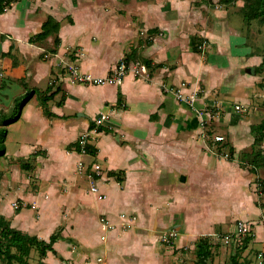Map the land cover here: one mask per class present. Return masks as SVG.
I'll list each match as a JSON object with an SVG mask.
<instances>
[{
  "label": "crops",
  "instance_id": "obj_1",
  "mask_svg": "<svg viewBox=\"0 0 264 264\" xmlns=\"http://www.w3.org/2000/svg\"><path fill=\"white\" fill-rule=\"evenodd\" d=\"M210 1L11 0L0 13V98L21 94V80L36 85L54 72L61 82L47 103L54 116H45L38 100L37 115L30 116L35 94L7 126L22 121L30 127L25 134L39 141L28 146L24 135L15 160L20 168L29 165L25 180L34 175L37 184L30 198L11 200H19L15 209L0 199V215L12 227L45 241L60 231L45 264H193L196 242L231 232L237 220L252 224L249 245L264 251L257 175L234 159L252 143L256 125H246L250 118L235 105L250 104L249 84L257 76L251 69L264 55L263 27L243 20L244 0ZM48 16L59 22L54 54L47 52L53 36L29 40ZM122 58L149 60L148 77L128 73L119 85H91L62 73L70 64L105 77ZM163 86L196 91L194 107ZM100 114L108 118L98 123ZM215 135L223 139L214 141ZM224 143L235 148L233 160L224 157L227 148L220 150ZM93 166L98 174L90 173ZM10 171H2L0 188L10 185ZM263 171L257 169L259 176ZM32 210L35 219L19 220ZM48 213L53 221L42 231ZM171 229L176 237L165 243Z\"/></svg>",
  "mask_w": 264,
  "mask_h": 264
},
{
  "label": "trees",
  "instance_id": "obj_2",
  "mask_svg": "<svg viewBox=\"0 0 264 264\" xmlns=\"http://www.w3.org/2000/svg\"><path fill=\"white\" fill-rule=\"evenodd\" d=\"M230 2L231 0H225ZM11 0H0V13L4 11L6 5ZM207 3H211L210 0H206ZM243 20L246 23L256 21L258 25H264V0H244L243 7L241 8ZM59 22H57L52 16H48L41 25L39 33L35 34L29 40L30 42H38L47 39L49 36H53L52 47L49 49L51 54L56 52L57 47L60 44L58 37ZM193 48L196 50L198 43L193 40ZM260 64L257 67L251 69L254 74L260 73L264 70V55H262ZM127 61L128 58H125ZM144 63L148 68L151 69L152 63L149 60L144 59ZM160 66V65H156ZM24 87V92L15 96L13 99L12 106L8 112H0V158L6 153L5 149V138L7 135V126L15 122L19 116L22 106L26 104L32 96L37 93L36 88H27L23 80L20 81ZM61 91L60 87L53 88L49 86L45 89L44 93L37 96L38 104L41 106L43 114L47 117L54 116V114L48 109V101L51 100L57 93ZM64 92H61V100L58 102L60 105L64 100ZM120 93L118 94V101L120 102ZM100 129V128H99ZM103 129V127H102ZM101 129V130H102ZM251 132L255 134V141H262L264 138V119L259 123L251 127ZM76 147V146H75ZM227 148V159L233 160V148L226 143L221 144L220 150H226ZM253 149V148H252ZM223 152V151H222ZM239 159L240 162H248L251 168L250 170L257 174V169L264 167V152L253 149L249 154L243 153ZM243 159H246V161ZM21 168L29 169L27 163H21ZM258 181V179H257ZM262 181H258V185H261ZM264 191V188H263ZM259 206V205H258ZM264 207V205H262ZM18 210V209H16ZM60 231H54L48 238L47 241L39 239L36 235H30L26 232H22L11 226L9 220L3 215H0V264H33L28 261L31 250L35 249L38 253L39 260L37 264H45L42 258L45 257L47 251L55 253L53 248L54 242L59 238ZM252 238L248 236L243 239L240 245L232 246L234 251L229 256V261L222 264H238V259L242 250H244ZM210 241L207 237L200 238L195 245L196 260L195 264H207V260L211 258L212 251L210 249ZM262 253V254H261ZM259 255H262V261L264 264V251H261Z\"/></svg>",
  "mask_w": 264,
  "mask_h": 264
},
{
  "label": "rangeland",
  "instance_id": "obj_3",
  "mask_svg": "<svg viewBox=\"0 0 264 264\" xmlns=\"http://www.w3.org/2000/svg\"><path fill=\"white\" fill-rule=\"evenodd\" d=\"M9 5V4H8ZM6 5V7L8 6ZM263 27V32H264V25H261ZM264 44V43H263ZM52 47V45L50 46ZM49 48H47V52L49 51ZM206 54V52L204 53ZM41 57L43 58V56L41 55ZM263 57V56H262ZM206 59V58H205ZM28 63V60L26 61V65ZM69 66H75V65H70L68 64L67 66L62 68V73L67 74L69 77V73H68V67ZM58 76L57 73L52 72V74H50L49 76L44 77V79L40 82H37L36 85H32V82L29 81L28 83H25L27 88H32L35 87L37 90V96L41 95L44 93L45 89L49 86H52L53 88L56 87V84H58L61 87V82H58ZM4 76H0V87L1 86H5V81H4ZM31 83V84H30ZM250 89L251 87H254L251 89V91L248 94V99H249V103L248 105H246V103H242V102H237L236 104H240V110L242 109V111H238L239 114H242V116L244 117H249L250 120L249 122L246 123V125H249V127L253 124H257L259 123L261 120L264 119V70H262L260 73L257 74L254 83L250 82ZM23 87V86H22ZM23 92H24V87H23ZM22 92V93H23ZM3 96V99L0 98V112H8L11 108L12 105V98H8L5 99L6 97ZM12 100V101H11ZM38 99L34 96L31 101H29V107H31L30 113L32 115H30L31 117H34L37 115V101ZM233 106L235 105V103L232 104ZM232 106V107H233ZM212 109V108H211ZM69 114H71L70 117L75 119V113L74 111L68 110L67 111ZM251 112V113H250ZM237 114V113H236ZM27 127L24 122L20 121L19 123H17V125L14 128L9 129L7 132V137L5 140V147L7 150V153L5 154V156L0 158V178L2 176V171L6 172V169L10 168V177H7L5 180L7 183H9L10 185L6 184L5 188H0L3 189L4 191L1 194V201L4 204H8L9 206L14 207V209L16 207H19V200H15L11 203V200L19 195L22 194L24 195V198H30V195L28 193H32L34 192L35 189V185L37 184L36 182V178L34 177V175L31 176L29 182H26V178L28 179V171L26 169L20 168L19 165L17 164V162L15 161L16 159L20 158L19 155L23 154L22 151L20 150V144L22 143V137L25 135V143L30 146L32 144H35V142H39L36 140V138L30 133L28 132L27 134H25V130ZM70 128V127H68ZM248 128L245 126V132L247 133ZM61 136V135H58ZM33 137V138H32ZM57 137V135H56ZM63 136L60 137V140L62 139ZM255 134H252V143L250 145H245L244 149L240 150L239 152L235 153V160L239 163V165H241L242 167H248L250 168V164H248V162H240L238 161L241 157L242 153H247L249 154L253 149L255 150H262L264 152V138L262 141H255ZM55 141H57V138H54ZM59 140V141H60ZM243 140L242 142L246 141L245 139H240ZM62 141V140H61ZM228 143L231 144V142L228 141ZM234 148V147H233ZM253 148V149H252ZM62 149V148H61ZM235 149V148H234ZM245 150V151H243ZM59 157V155H58ZM246 161V159H243V161ZM4 166V167H3ZM9 167V168H8ZM253 175H257V178L254 177V180H256L255 184L256 186V203L257 205H259L260 208H264L262 207V205H264V171L263 173H261V176H259V174H253ZM49 177V175H46V178ZM262 181L260 182L261 185H258V181ZM15 185H13V184ZM42 190H46V186H43ZM24 192V193H23ZM50 194V192H49ZM50 196H52V194H50ZM51 200L53 201V198L50 197ZM56 198V196H55ZM12 204V205H11ZM28 208H31V205H27ZM51 207V205H50ZM53 207V205H52ZM46 212L49 211V207H46ZM250 210L247 208L246 212H249ZM37 211L32 210V212H27L24 216H22L19 220L20 221H27V220H32L35 219V215H36ZM263 215L259 214L258 216L260 217L259 220H263L264 218V210L262 212ZM55 218V217H54ZM53 218V219H54ZM52 218L50 216V214L48 213V215H45V221L42 224V231L46 230L49 226H50V222H52ZM261 222V221H260ZM259 222V223H260ZM261 222V223H263ZM260 223V224H261ZM264 225V223H263ZM254 226V225H253ZM41 227V226H40ZM250 228H251V232L252 231V224H250ZM255 236L258 238L260 237V230L259 228H257L255 226ZM227 233H219L216 237L213 238H208V240L210 241V249L212 251V256L210 259L207 260V264H222L224 262H228L229 261V256L232 254V252L234 251V247H232L233 245L231 244H226V243H222V237L224 235H226ZM234 242V241H233ZM231 243V242H228ZM250 243V242H249ZM247 245V247L241 251L239 259H238V264H263L262 261V255H259L260 252L262 251L263 248H261L260 246L257 245ZM262 254V253H261ZM190 257H191V262H193V264H195V260H196V253L194 250L191 251L190 253ZM39 260V256L38 253L35 249L31 250L30 256L28 257V261L30 263L33 264H37Z\"/></svg>",
  "mask_w": 264,
  "mask_h": 264
},
{
  "label": "built area",
  "instance_id": "obj_4",
  "mask_svg": "<svg viewBox=\"0 0 264 264\" xmlns=\"http://www.w3.org/2000/svg\"><path fill=\"white\" fill-rule=\"evenodd\" d=\"M205 43L199 45V48L204 49ZM68 73L70 75V79L72 82L76 83H82V84H91V85H102V84H115L119 85L123 81L124 77L128 73H132L135 76H140L147 78L148 77V67L143 61H134L130 62L127 61L125 58H122L119 60L117 65L111 69L110 73H108L105 77H95L88 73H81L78 71L77 67L75 66H69L68 67ZM163 90L166 92H172L175 96L176 100L185 103L186 105L190 107H194V103L197 99V92L192 91L188 94H185L181 89H170V87L163 86ZM235 109L239 110L240 106L235 105ZM108 116L105 114H100L99 119L97 120L98 123H100L102 120L107 119ZM223 139L220 135L213 136L214 141H221ZM83 142V140L81 141ZM224 157H227V154H224ZM98 166H93L90 168V173H96L98 174ZM96 187L92 186L91 191L96 192ZM99 195L98 197H100ZM264 220V218H263ZM251 228L249 223L243 221V220H237L234 224V229L224 235L222 237L221 242L231 245H240L243 241V239L247 238L248 236H251ZM176 237V232L171 229L170 231L166 232L162 238V240L165 243H170L173 241ZM234 241V242H233ZM231 242V243H228Z\"/></svg>",
  "mask_w": 264,
  "mask_h": 264
},
{
  "label": "water",
  "instance_id": "obj_5",
  "mask_svg": "<svg viewBox=\"0 0 264 264\" xmlns=\"http://www.w3.org/2000/svg\"><path fill=\"white\" fill-rule=\"evenodd\" d=\"M250 71V70H249Z\"/></svg>",
  "mask_w": 264,
  "mask_h": 264
}]
</instances>
